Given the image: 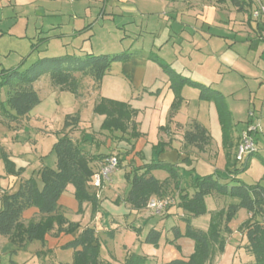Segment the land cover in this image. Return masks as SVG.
Listing matches in <instances>:
<instances>
[{
    "label": "rangeland",
    "instance_id": "rangeland-1",
    "mask_svg": "<svg viewBox=\"0 0 264 264\" xmlns=\"http://www.w3.org/2000/svg\"><path fill=\"white\" fill-rule=\"evenodd\" d=\"M69 8L70 6H68V9ZM145 9L155 14H150V16H147L149 15L147 14L144 20L136 18V27L140 24V21L145 25L149 24L153 27L161 26L162 22L158 21V15L161 11L159 4H151ZM71 15L68 17L71 18ZM70 20L73 21L74 19ZM122 20L120 16L113 15L106 19L99 20L98 22L92 21L93 25L89 31L82 32L70 38L66 37L60 41L51 38L43 48L31 50L30 44L32 40L29 37L32 35L33 26L37 25L35 20H29V26L25 32L27 36L21 37L20 33H23L24 25L21 23H14V18H7L0 23V81L1 74L7 69L16 68L21 72L28 68L29 65L38 58L62 56L68 53L76 56H83L86 53L112 55L129 52L133 53L132 57L135 56V58L148 55L150 58L157 57L164 63L171 62L173 64L171 67H176L174 60L175 54L171 50V47L164 50H160L156 47L149 49L151 35L145 33L143 37L138 35L132 36L125 31L124 27L127 28L128 26L127 24H122ZM88 24H90V22ZM78 25L80 24H77V26ZM134 37H139V39H134ZM133 39L134 43L132 45L131 40ZM144 39L145 41H143ZM75 47H82V50ZM245 60L247 61L245 64L247 73H249L248 71L251 73H259V78L256 79L249 74H245L241 77L238 73L236 74L233 72L230 77L231 80H229V84L231 85V89L229 90L219 86L221 85L219 83L227 84V80H224V82H220L219 80H214L215 82H209V80H206L204 83L201 82L205 86L215 90H217L216 87H220L219 93L223 97L231 121L232 147L230 148L228 156L227 148L223 145V133L216 105L214 101L199 99V90L185 87V90L181 93L184 99L178 110L183 108L182 114L188 112L195 114L200 110V116H203V110L207 109V107H203L204 105H201V102H203L202 104H207L205 106L210 105L209 111L205 113V116L208 114L213 116L209 128L211 137L210 144L211 148H213L211 154L209 151H207L206 154H201V152L196 149L200 156H188L189 161H183L178 158V144H176L174 148L168 149V142L164 143L156 136L158 131H165L170 128L171 121L169 122L168 119L174 117L178 110L172 117H169V108L166 123L164 126L157 127L156 118L160 114V108L167 98L161 95L160 90H155V92L150 94H145L142 89H134L135 91L132 92L133 95L136 96L139 92L141 94L140 98L133 100V105H137L136 107L140 108L137 115L138 119L142 120L146 126H150V132H146L147 139L150 142L148 146H144V154H146L148 158L155 157L157 159V157L160 156L161 159L175 164L178 172V187L192 192L190 187L192 173H196L197 175H207L215 172L225 174V167L227 165H229V168L233 169V171L234 168L238 169L236 171V176L240 181L246 183L264 182L263 40H256L254 42L250 51H246ZM150 66V69L146 71L148 78L142 80L143 85H151L154 79H157L158 85H162L161 80L167 78L166 73L157 63L151 62ZM110 69L111 74L102 78L99 94H97L93 82L84 80L89 87L88 90L84 87L80 88L81 100H77L71 92L54 86L51 83L48 73L40 76V78L32 84V87L39 95L40 102L28 113V118H25V121L22 123L21 132L10 128V126L13 127L12 122L14 119L11 121L8 113L4 111V108H7L5 102L8 97L9 88L7 85L0 84V166H2V168L4 166L2 159V152H4V150L2 146H6L5 148H7L17 136L18 141L21 140L27 145L34 144L31 140L36 141L39 149L43 152L45 163L51 167H55L56 157L52 151V144L57 139V131L62 127L64 116L67 113L80 110V117L84 124H92L94 130L103 131L100 129V126L104 116L93 112V104L98 95L105 96L103 98L115 101H119L120 98H129L131 92H128V78L123 74V71H127L131 75V86L139 83L136 72L131 70V65H122V63L117 62L113 63ZM221 70L223 74L225 73V78H227L226 71L222 68ZM76 76L80 75L77 73ZM198 82L200 83V81ZM150 111L154 112L151 123H149L148 119ZM252 125L257 127L256 131L250 132L249 134V138L253 143L252 149L245 151L244 154L238 158L236 153L238 146L242 143L241 137ZM174 126L175 125H173V127ZM162 127L165 128L162 129ZM173 130L175 131V128ZM233 132L239 135V137L237 136L236 139H234ZM160 142L163 143L161 146L159 145ZM123 143L121 147H126ZM131 147H133V144H131ZM107 149V147L102 146L100 150L107 151ZM217 154L220 157L216 156ZM116 156L119 160L120 154L116 153ZM121 157L123 156L121 155ZM216 157L218 160H216ZM127 169L126 159H124L121 168L116 169L111 174L110 178L114 185H116L118 179L120 182L126 183L125 172ZM154 174L156 177H163L167 172L164 170H155ZM1 179L2 178H0V183ZM72 189L73 187L68 185L60 196V203L64 205L66 217L71 221H78L82 225H96L97 229L102 230L98 236L101 241L100 247H102L103 250L106 247L104 240H107V245L110 249L114 251L117 257H120V251H122L123 245L126 244L134 253L144 255L146 257V264H157L175 257H187L192 253L193 241L183 235H177L178 229L175 228V225H180L182 227L185 223L181 217L182 211L178 207V196L176 192L168 194L167 199L170 203L161 214L143 209L142 215L139 218L134 219V215H132L131 218L127 219L128 210L125 208L124 201H111L114 196L111 190L112 187L104 188V193L99 192L98 198L100 199L96 212H94L91 205L87 203H83L81 210H79V205L73 196ZM119 193L123 195L122 189L119 190ZM229 199H232L233 202L237 201L236 198L226 197L225 199L219 200L212 195L206 196V212L192 217L191 225L196 229L207 232L213 213L212 210L217 206H223L225 204L224 202H227V200L229 201ZM169 209H171V214L165 217ZM95 216H97L96 221H94ZM245 217L246 211L244 209H239L233 219L234 230H236L238 226L236 222ZM113 219L114 221H112ZM153 222L154 230L158 231L160 234L157 245L144 241L148 231L145 235L141 234V236H138L135 230L125 226L126 223L134 227H142L146 224L148 228ZM234 230H232V232ZM229 239L228 251L231 252L230 249L237 250L234 257V264H253L250 262L249 257L251 256L245 249L246 239H242L241 235L238 233L232 234L229 236ZM46 245V241L45 246L42 245L40 241H26L22 245H15L9 239H0V264H71L72 248H56L52 241L50 244ZM38 249H43L45 251L41 250V252H37ZM167 249H169V253L166 251ZM220 254L222 253L216 252L215 257H219ZM208 264H210V262Z\"/></svg>",
    "mask_w": 264,
    "mask_h": 264
},
{
    "label": "trees",
    "instance_id": "trees-1",
    "mask_svg": "<svg viewBox=\"0 0 264 264\" xmlns=\"http://www.w3.org/2000/svg\"><path fill=\"white\" fill-rule=\"evenodd\" d=\"M231 2L241 8L240 3L245 1ZM36 45L32 44L31 50H35ZM132 55L133 53L129 52L112 55L86 53L83 56L68 53L38 58L21 72L16 68L7 69L1 74L0 81V84L9 88L5 102L7 108H4V111L11 120L27 116L40 102L32 84L46 73L49 74L54 86L71 92L78 99L81 96L80 88L87 89L84 80L93 82L94 88L99 89L102 78L112 64L126 62ZM152 59L167 74L174 95L169 117L178 110L183 100L181 89L184 86L199 90V99L214 101L222 128L223 145L227 148L228 156L232 147L231 121L222 95L215 89L176 73L161 59L157 57ZM77 73L80 76H76ZM93 112L104 116L100 126L103 131L127 133L129 138L140 135L133 120L137 110L126 102L102 97L95 102ZM80 122L79 110L64 116L62 127L56 134L57 139L52 144V151L56 157L55 167L43 166L38 170L37 176L21 180L15 191L1 193L0 236L7 237L15 245H22L26 241H40L45 245V237L48 234L55 236L71 234L74 238L63 246L73 250L71 264H112L100 260V241L95 229L86 226L79 231V222L69 220L58 202L68 185H71L79 210L83 203L91 205L94 212L98 207V197L92 185L94 171L90 163L103 154H88L72 138L71 133L79 128ZM210 143L208 130L196 120H192L189 128L183 133L182 149L193 147L203 152ZM162 144L160 142L159 145ZM2 159L7 174L19 175L23 172V168H15L5 152H2ZM182 160L189 161L188 157ZM155 170H164L168 176L160 180L152 174ZM225 170V176H220L216 172L193 176L191 194L178 187L177 166L172 163L151 160L125 174L129 189L124 202L130 210L146 209L151 197L167 198L169 193L177 192L178 207L184 212L182 219L185 222L184 233L180 234L177 230V235L190 238L193 241V251L187 257L173 258L157 264H208L216 252L224 251L226 237L232 233L228 223L234 219L239 209H244L250 216L244 219L236 230L246 239L245 249L252 257L253 264H264V182L246 183L237 178V168L233 171L227 165ZM209 195L236 198L238 201L230 203L226 208L213 211L208 231L204 232L191 225V218L206 212L205 197ZM30 207L37 209L36 216L24 222L22 213ZM159 238V232L150 229L144 241L157 245ZM123 264H146V257L138 253H129L125 255Z\"/></svg>",
    "mask_w": 264,
    "mask_h": 264
},
{
    "label": "crops",
    "instance_id": "crops-1",
    "mask_svg": "<svg viewBox=\"0 0 264 264\" xmlns=\"http://www.w3.org/2000/svg\"><path fill=\"white\" fill-rule=\"evenodd\" d=\"M243 1L245 2L240 3L241 8H238L232 4L231 0H0V23L5 21L7 18H14V23H21L24 25L22 31L23 33H20V36L26 37L27 35L25 32L29 26V20L34 19L37 25L33 26L32 35L29 37L32 40L30 47L32 44L36 43L37 45L35 50H38L43 48L51 38L60 41L66 37L70 38L79 35L82 32L89 31L93 25L92 21L98 22L99 20L106 19L113 15L120 16V18L123 19L122 24H127L128 26L127 28L124 27L125 31L130 33L132 36L138 35L143 37L145 33L151 35L149 49L156 47L160 50H164L171 47V50L175 54L174 60L176 67H171V65L173 66L171 62L165 64L169 65L176 73L188 77L191 80L197 82L200 81V83H204L206 80H209V82H215L214 80L224 82V80H227V84L219 83L221 84L219 86L229 90L231 89L229 80H231L230 77L233 72L236 74L238 73L241 77L245 74H249L256 79L260 77V74L256 72L251 73L248 71L249 73H247V68L245 66L247 61L245 60V55L246 51H250L256 40L264 41V22L256 19L252 13L258 5H264V0ZM151 4H159L161 11L158 15V21L162 22V25L159 27H153L149 24L145 25L140 21V24L136 27V18L144 20L147 16H150V14H155L148 12L147 9H145ZM68 6H70L69 9ZM70 15L71 18L68 17ZM70 19L74 20L72 21ZM89 22L90 24H88ZM77 24L80 25L77 26ZM134 39L138 40L139 37H134ZM134 39L131 40L132 45L134 43ZM143 41H145V39ZM75 48L82 50V47ZM151 62L157 63L147 55L140 58H135L134 56L122 63V65L128 64L132 66L131 70L136 72L139 83L131 86V75L127 71H123V74H125L128 78V92H131V95L129 98H120L119 101L128 103L132 108L137 110L138 115L140 108L136 107L137 105H133V100L140 98L141 94L139 92L136 96L133 95L132 92L142 89L145 94H150L155 92V90H160L161 95L167 98V100L162 104L160 114L156 118V126L159 127L164 126L166 123L168 110L174 95L170 88L167 74V78L165 80H161L162 85L157 84V79H154L149 86L143 85L142 80L144 78H148L146 71L150 69ZM221 68L226 71L227 78H225V73H222ZM110 72L111 69L105 76L110 75ZM86 87L88 90L89 85L86 84ZM185 87L189 86L182 87L181 93L185 90ZM219 88L220 87H216L218 92ZM96 90L97 94H99V89ZM80 97L77 100H81ZM102 97L105 96L98 95L95 102ZM202 103L203 102H201V105H204L203 107H207V109L203 110V116H200V110H198L195 114L189 112L182 114L183 108L179 109L176 115L171 118L170 128L165 131H158L156 134L160 141L164 143L168 142V149L174 148V146L178 144L179 147L177 152L179 159H183L188 156H200V154H198L199 152H197L195 148L190 147L183 150L182 145L183 133L189 128V124L192 120L199 122L209 132L213 116H210L209 114L205 116V113H208L209 111L210 105L205 106L207 104ZM137 115L133 120L136 124V130L140 135L135 139L129 138L127 133L109 134L106 131L94 130L92 124H84L82 120L79 128L73 131L71 136L77 142L79 147L90 155L103 154L104 156L109 154L116 155V153L120 154L119 166L117 169L121 168L122 161L126 159L128 169L125 174L130 172L132 168L141 166L143 163L151 160L155 161L158 159L168 162L165 161V159H161L160 156L156 159L155 157L148 158L146 157V154H144V146H148V143L150 142L146 136V132H150V126H146L142 120L138 119ZM153 117L154 112L150 111L148 115L149 123H151ZM25 118H28V114L25 117L15 119L12 122L13 127L9 125L10 128L21 132L22 123L25 121ZM173 125L176 127H173ZM174 128L175 131L173 130ZM235 132H233L234 139H236L237 136L239 137V135ZM12 141L13 142H11L7 148H5L6 146H2V148L9 159L14 163L15 168L21 167L23 168V172L19 175L7 174L5 167L3 166L2 168V166H0V178H2L0 183V195L4 191L9 193L15 191L21 180L30 176H37L38 170L43 166L51 167L45 163L43 152L39 149L36 141L31 140L34 144L27 145L21 140L18 141L17 136ZM122 143L126 147H121ZM131 144H133V147H131ZM102 146L107 147V151H101L100 149ZM212 148L210 144L203 152H201V154H206L207 151L211 154ZM218 154L216 156L220 157ZM121 155L123 157H121ZM102 157L90 163L94 172L99 169ZM216 160H218L217 157ZM154 172L155 171H153L152 174L155 176ZM218 174L220 176H225L224 173ZM196 175V173H192V177ZM167 176L168 175L166 174L163 177H155L163 180ZM113 185L114 183L112 179L110 183L103 185L104 188L112 187L111 190L114 196L111 201H124V197L129 189V184L127 182H120L118 179L116 185ZM103 187L100 190L101 193H104L105 189ZM121 189L123 191V195L119 193V190ZM189 193L191 194L192 192ZM212 196L219 200L226 198L215 195ZM99 199L100 198H98V201ZM237 201L233 202L232 199H229V201L227 200V202H224L225 204L223 206H217L212 211L226 208L227 204L237 203ZM58 202L64 208V205L60 203V198ZM123 203L125 204V208L128 210L127 219L131 218L132 215H134V219H137L142 215L143 209L139 211L130 210L128 205L125 202ZM170 210L171 209L167 211L165 217H168L171 214ZM36 212L37 209L35 207H30L29 209L24 210L22 213V219L26 222L30 218L36 216ZM182 215H184L183 211L181 213V217ZM249 216L250 214L246 212V217L244 219ZM96 219L97 216L94 217V221H96ZM244 219H241L240 221L238 220L236 222L237 225H239ZM112 221H114V219ZM233 222L234 220L232 219V221L228 223L231 230H234ZM79 224V231L86 226L93 227L97 235H100V231H102L97 229L96 225H82L80 222ZM125 226L127 228L131 227L136 231L138 236H141V234L145 235V233L150 229H154V222L151 223L148 228L146 224L142 227H134L133 225L126 223ZM175 228L178 229L180 234H183L185 230V223L182 227L180 225H175ZM235 233L240 234L234 230L232 234ZM232 234L226 237V245L222 254H220L219 257H215L214 255L210 264H234V257L237 250L230 249L231 252L228 251V243L230 241L229 236ZM240 235L242 239H245L242 234ZM1 237L2 236H0V239H8L7 237ZM73 238L74 236L71 234H60L58 236L48 234L46 235L45 240L47 245L52 241L54 242L55 247L60 249L65 244L69 243ZM98 239L100 241L99 236ZM104 243H106L105 249L103 250L102 247H100V260L102 261H109L112 264H123L125 255L134 253L128 245L124 244L122 251H120V257H117L114 254V251L107 245V240H104ZM41 250L45 251L43 249H38L37 252H41ZM166 251L169 253V249ZM249 258L250 262L253 263V259L251 257Z\"/></svg>",
    "mask_w": 264,
    "mask_h": 264
},
{
    "label": "built area",
    "instance_id": "built-area-1",
    "mask_svg": "<svg viewBox=\"0 0 264 264\" xmlns=\"http://www.w3.org/2000/svg\"><path fill=\"white\" fill-rule=\"evenodd\" d=\"M253 16L259 21L264 22V5L260 4L253 10ZM256 126H250L241 137L242 143L237 148V157L240 158L245 151L252 149V141L249 138L250 132L256 131ZM119 161L116 155L109 154L102 158L99 169L94 172L92 176V185L96 191V196L102 189L104 184H108L111 181V174L118 168ZM170 201L167 198L151 197L147 204L146 209L153 211L156 214H161L169 205Z\"/></svg>",
    "mask_w": 264,
    "mask_h": 264
}]
</instances>
